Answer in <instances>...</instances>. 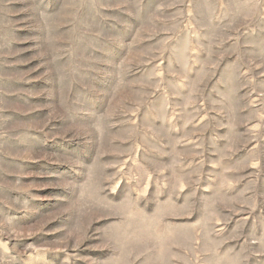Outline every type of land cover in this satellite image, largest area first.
<instances>
[{
    "label": "rangeland",
    "instance_id": "obj_1",
    "mask_svg": "<svg viewBox=\"0 0 264 264\" xmlns=\"http://www.w3.org/2000/svg\"><path fill=\"white\" fill-rule=\"evenodd\" d=\"M0 264H264V0H0Z\"/></svg>",
    "mask_w": 264,
    "mask_h": 264
}]
</instances>
